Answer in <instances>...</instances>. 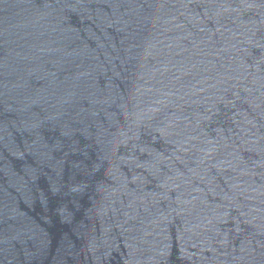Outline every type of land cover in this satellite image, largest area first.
<instances>
[{
    "label": "water",
    "instance_id": "95a60500",
    "mask_svg": "<svg viewBox=\"0 0 264 264\" xmlns=\"http://www.w3.org/2000/svg\"><path fill=\"white\" fill-rule=\"evenodd\" d=\"M264 0H0V264H258Z\"/></svg>",
    "mask_w": 264,
    "mask_h": 264
}]
</instances>
